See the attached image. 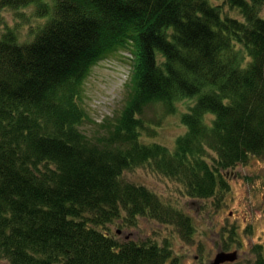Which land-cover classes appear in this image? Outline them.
<instances>
[{"label":"trees","instance_id":"trees-1","mask_svg":"<svg viewBox=\"0 0 264 264\" xmlns=\"http://www.w3.org/2000/svg\"><path fill=\"white\" fill-rule=\"evenodd\" d=\"M31 6L43 22L32 40L6 23L0 34V264H180L169 243L112 232L147 218L193 233L181 210L124 174L148 167L206 200L264 155V0H0V23ZM124 51L128 103L89 136L85 80ZM196 96L174 150L144 140L149 107L172 115Z\"/></svg>","mask_w":264,"mask_h":264},{"label":"rangeland","instance_id":"rangeland-1","mask_svg":"<svg viewBox=\"0 0 264 264\" xmlns=\"http://www.w3.org/2000/svg\"><path fill=\"white\" fill-rule=\"evenodd\" d=\"M225 10L240 16L228 6ZM18 12L23 13L22 17ZM18 12H3L0 34L5 30V23L11 27L16 25L19 39L30 41L43 22L34 18L33 6ZM133 58L130 52L124 51L91 69L83 86L82 103L89 115L82 130L89 136L106 134L107 124H114L126 107L132 91ZM197 99L196 96L178 103V113L172 115L166 114L160 104L149 107L142 116L148 128L143 132L144 140L174 150L177 139L187 132L182 114ZM226 174L229 189L214 198L201 200L188 197L180 182L148 167L128 170L124 174L126 181L151 189L164 203L181 210L190 220L193 233L188 238L174 225L147 218H139L136 226L119 221L110 228L121 241H149L160 246L169 243L180 264H211L220 251L238 252L237 260L227 264H254L258 245L262 246L264 256V155L253 157L248 164Z\"/></svg>","mask_w":264,"mask_h":264},{"label":"water","instance_id":"water-1","mask_svg":"<svg viewBox=\"0 0 264 264\" xmlns=\"http://www.w3.org/2000/svg\"><path fill=\"white\" fill-rule=\"evenodd\" d=\"M237 260V253H225V252H220L215 261L212 262V264H225V263H233Z\"/></svg>","mask_w":264,"mask_h":264},{"label":"flooded vegetation","instance_id":"flooded-vegetation-1","mask_svg":"<svg viewBox=\"0 0 264 264\" xmlns=\"http://www.w3.org/2000/svg\"><path fill=\"white\" fill-rule=\"evenodd\" d=\"M239 166H240V165H239ZM239 166H237V167H239ZM237 167H236V169H237ZM234 170H235V168L232 169V171H234ZM226 175H227V180H229V179H228V174H226ZM228 184H229V182H228ZM185 236H186V235H185ZM186 237H187V236H186ZM188 238H189V237H188ZM258 246H260V245H258ZM261 247H262V246H261ZM261 250H263V249H261ZM235 251H236V250H235ZM220 252L233 253V252H229V251H220ZM220 252H219V253H220ZM219 253H218V254H219ZM236 253H237V258H238V252L236 251ZM218 254H217V255H218ZM217 255H216V257H217ZM216 257H215V259H216ZM177 258H178V257H177ZM215 259L213 260V262L215 261ZM233 263H234V262H233ZM254 263H255V262H254ZM211 264H212V263H211ZM225 264H227V263H225Z\"/></svg>","mask_w":264,"mask_h":264}]
</instances>
